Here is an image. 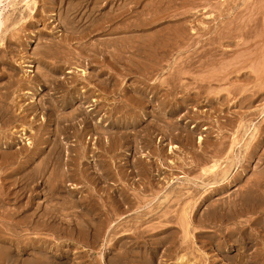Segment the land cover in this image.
I'll list each match as a JSON object with an SVG mask.
<instances>
[{
	"label": "rangeland",
	"instance_id": "obj_1",
	"mask_svg": "<svg viewBox=\"0 0 264 264\" xmlns=\"http://www.w3.org/2000/svg\"><path fill=\"white\" fill-rule=\"evenodd\" d=\"M3 1L0 264H264V0Z\"/></svg>",
	"mask_w": 264,
	"mask_h": 264
},
{
	"label": "bare ground",
	"instance_id": "obj_2",
	"mask_svg": "<svg viewBox=\"0 0 264 264\" xmlns=\"http://www.w3.org/2000/svg\"><path fill=\"white\" fill-rule=\"evenodd\" d=\"M3 0H0V5H1V2H2ZM5 1V0H4ZM3 1V2H4ZM15 1H17V0H7V2H5V5H6V3H7V7L8 6H13V4L15 3ZM3 5V4H2ZM4 6V5H3ZM5 9V6H4V8H0V32H1V28H2V24H3V20H4V16L2 15L3 14V12H2V10H4ZM8 11V10H7ZM7 16V15H6ZM5 19H7L6 17H5ZM227 33V32H226ZM1 34V33H0ZM189 89V88H188ZM253 205H252V207L253 208H264V197H261V198H258V199H255L254 201H253V203H252ZM246 207V206H245ZM251 208V207H250ZM230 210V209H229ZM168 211V210H167ZM226 211H228V210H226ZM229 212V211H228ZM163 213V212H162ZM166 213V212H165ZM232 213V212H231ZM222 215V214H221ZM227 215H228V213H227ZM232 215V214H231ZM184 216V215H183ZM225 216V215H224ZM233 216V215H232ZM181 217V216H180ZM229 217H231V216H229ZM229 217H227V219L229 218ZM184 219H185V217H184ZM247 226V225H246ZM249 226V225H248ZM247 226V227H248ZM233 231V230H232ZM232 231H230V232H232ZM229 233V232H228ZM233 233V232H232ZM6 239V238H5ZM5 239H4V241H5ZM245 243H246V241H245ZM249 245V244H248ZM7 252V251H6ZM240 261V260H239ZM246 262V261H245Z\"/></svg>",
	"mask_w": 264,
	"mask_h": 264
}]
</instances>
